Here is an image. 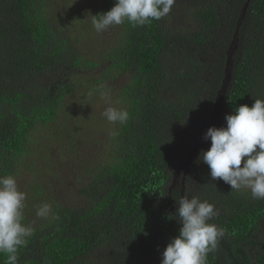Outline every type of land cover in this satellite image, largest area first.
Returning a JSON list of instances; mask_svg holds the SVG:
<instances>
[{"label":"trees","instance_id":"16d2710c","mask_svg":"<svg viewBox=\"0 0 264 264\" xmlns=\"http://www.w3.org/2000/svg\"><path fill=\"white\" fill-rule=\"evenodd\" d=\"M54 1L0 0V176L19 178L34 227L18 264H161L184 196L219 212L209 222L225 235L207 264H264V199L212 180L198 159L210 127L264 99V0H175L161 20L125 21L111 38L91 20L115 0L69 13ZM88 102L130 118L102 114L96 135L67 115L88 117ZM56 128L64 136L51 154L66 149L52 165ZM45 202L58 219L37 217Z\"/></svg>","mask_w":264,"mask_h":264},{"label":"clouds","instance_id":"9594fccd","mask_svg":"<svg viewBox=\"0 0 264 264\" xmlns=\"http://www.w3.org/2000/svg\"><path fill=\"white\" fill-rule=\"evenodd\" d=\"M174 3L175 0H115L107 12L92 15L91 23L97 33L125 21L133 27L144 26L166 17ZM100 95L106 101L110 99L106 91L101 90ZM80 113L81 110L73 108V113L67 115L73 122H82L85 118ZM103 116L110 124L124 125L130 113L127 109L109 106ZM225 119L226 126H212L207 130L204 139L210 140L211 145L198 159L208 166L212 180L222 179L231 190H248L253 199H264V99H254L251 107L238 106ZM56 122L67 123L59 116ZM94 126L98 128L96 123ZM111 134L115 136L118 132ZM62 136L56 128L49 139L48 159L52 165L66 149L64 146L56 155L51 154L53 148L61 147L59 138ZM183 172L179 176L186 179ZM26 198L27 194L20 190L14 175L0 176V253L7 257L5 264H18L19 249L25 247L34 234L33 225L24 223ZM178 205L175 215L181 227L162 252L161 264H207L208 253L217 249L219 240L225 235L223 228L209 222L219 212L215 204L201 201L197 196H184L178 200ZM36 215L58 219L47 202L37 208Z\"/></svg>","mask_w":264,"mask_h":264},{"label":"rangeland","instance_id":"374dc122","mask_svg":"<svg viewBox=\"0 0 264 264\" xmlns=\"http://www.w3.org/2000/svg\"><path fill=\"white\" fill-rule=\"evenodd\" d=\"M96 1L98 0H55L54 1V6L56 7V10H58L59 12L61 13H69L71 11H73L74 9L76 11H86V10H89L90 12H92V10H94L95 8V4H96ZM56 14H58L56 12ZM112 29H113V26L109 27L107 30L103 31L102 33H98L100 35H102L103 33H107L108 36L111 38V34H112ZM93 32V31H92ZM96 32V31H95ZM110 38H101L99 39V43L101 45H103L105 43V41L107 39H110ZM87 49V48H86ZM88 51V50H87ZM85 114L88 115V117L85 118L84 121H82V123L88 125L87 128L92 131L94 134L98 135V128L95 127V123H96V120L99 119L102 114H103V107L102 105H95L91 102H88V104L85 105ZM81 115V113H80ZM60 152V151H58ZM40 155H43L44 156V153L41 152ZM38 154V156H40ZM17 179V183H19V178H16ZM32 178L30 176H26L24 177V183L25 181H30ZM174 183L176 185H181V176H178L176 178V180L174 181ZM20 188V187H19ZM22 190V189H20Z\"/></svg>","mask_w":264,"mask_h":264}]
</instances>
